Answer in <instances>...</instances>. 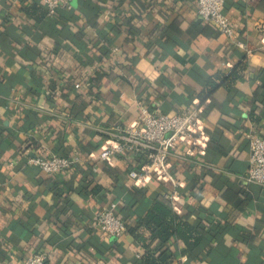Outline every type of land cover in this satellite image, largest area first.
Wrapping results in <instances>:
<instances>
[{"label":"crops","instance_id":"0c3cea01","mask_svg":"<svg viewBox=\"0 0 264 264\" xmlns=\"http://www.w3.org/2000/svg\"><path fill=\"white\" fill-rule=\"evenodd\" d=\"M33 5L47 11L40 0H0V264L36 251L46 264H138L139 241L127 229L104 232L97 211L118 200L126 224L135 223L174 184L134 183L129 170L144 157L100 160L102 147L116 124L138 119L141 104L172 114L197 103L206 144L173 151L171 202L196 210L210 232L205 248L172 264H264V185L247 179V131L256 125L264 135V0H225L244 46L201 21L197 0H73L71 18L41 20ZM240 60L247 68L235 87L202 101L207 77ZM53 152L78 160L56 174L30 162Z\"/></svg>","mask_w":264,"mask_h":264},{"label":"built area","instance_id":"2783aa9c","mask_svg":"<svg viewBox=\"0 0 264 264\" xmlns=\"http://www.w3.org/2000/svg\"><path fill=\"white\" fill-rule=\"evenodd\" d=\"M47 8L49 15H54L61 7L70 8L73 0H40ZM198 17L205 22L213 23L220 32L232 38L237 45L244 42L237 37L235 22L225 13V0H197ZM83 82L76 81L75 87ZM204 114L202 105L192 104L177 113H165L152 110L141 104L139 117L134 122L118 123L109 131V138L100 153V160L113 161L122 154L142 155L145 159L140 166L130 168L129 176L136 184H146L156 178L173 182L172 192L164 197L173 201L177 193V180L172 172L170 157L181 142L206 144L207 134L204 131ZM250 146L247 179L264 185V135L254 125L247 131ZM78 157H71L53 152L50 155L31 156L30 162L49 173H60L71 167ZM97 169L96 163L93 164ZM119 201L112 200L104 205L96 214V224L104 232L120 236L126 229L125 219L119 213ZM140 255V254H138ZM183 260L188 256L184 254ZM47 255L43 251L28 254L22 264H46Z\"/></svg>","mask_w":264,"mask_h":264},{"label":"trees","instance_id":"16d2710c","mask_svg":"<svg viewBox=\"0 0 264 264\" xmlns=\"http://www.w3.org/2000/svg\"><path fill=\"white\" fill-rule=\"evenodd\" d=\"M38 10L41 11V14H37L40 20L52 16L48 14L46 9L43 10L39 6L33 5L32 8H28V11L33 14L38 13ZM58 13L62 18L72 17L64 7L59 8L54 16ZM246 68V62L240 60L229 71L225 69L215 71L207 77L204 87L198 92V96L202 101H205L221 86L232 90L238 79L245 74ZM105 74V72L99 71L98 76L95 75L92 78L93 82H97ZM90 190L97 193L101 187L96 184ZM116 192L122 195L123 187H117ZM135 197L134 205L139 201L137 195ZM126 203L131 202L126 201ZM124 210L128 211V208L124 207ZM127 230L143 247V251L137 259L138 264H172L179 253L187 256L194 255L205 248V237L210 232L209 226L201 220L196 210L189 209L185 212H179L169 199L161 196L153 198L135 223H127ZM175 240L182 243L180 252L173 248Z\"/></svg>","mask_w":264,"mask_h":264}]
</instances>
